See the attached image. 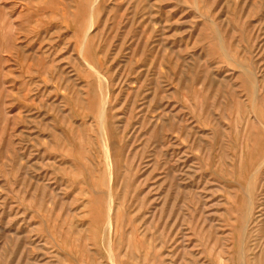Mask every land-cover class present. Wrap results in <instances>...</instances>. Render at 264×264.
I'll return each mask as SVG.
<instances>
[{
	"label": "rangeland",
	"instance_id": "374dc122",
	"mask_svg": "<svg viewBox=\"0 0 264 264\" xmlns=\"http://www.w3.org/2000/svg\"><path fill=\"white\" fill-rule=\"evenodd\" d=\"M0 264H264V0H0Z\"/></svg>",
	"mask_w": 264,
	"mask_h": 264
},
{
	"label": "bare ground",
	"instance_id": "6f19581e",
	"mask_svg": "<svg viewBox=\"0 0 264 264\" xmlns=\"http://www.w3.org/2000/svg\"><path fill=\"white\" fill-rule=\"evenodd\" d=\"M114 157V156H113ZM254 168V167H253Z\"/></svg>",
	"mask_w": 264,
	"mask_h": 264
}]
</instances>
